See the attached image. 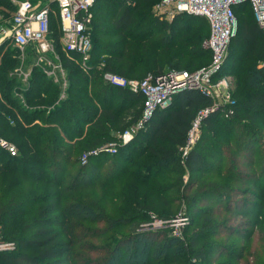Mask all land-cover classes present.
Listing matches in <instances>:
<instances>
[{
  "label": "trees",
  "instance_id": "trees-1",
  "mask_svg": "<svg viewBox=\"0 0 264 264\" xmlns=\"http://www.w3.org/2000/svg\"><path fill=\"white\" fill-rule=\"evenodd\" d=\"M158 1L95 0L86 67L77 54L62 49L57 6L50 4L48 36L59 47L67 75L62 98L59 84L31 63L24 103L19 102L11 94L15 82L8 72L19 66L20 51L7 42L0 45V135L17 147L14 156L0 150V234L14 244L13 250L0 252V264H83L78 259L86 255L82 246L109 230L113 246L86 264H166L173 260L168 258L171 240L155 259L158 240L150 235L157 232L141 231L139 222L152 219L148 213L171 218L177 209L172 204L181 200L189 221L198 217L176 251L181 262L245 264L252 259L257 264L246 248L252 231L245 226H264V149H258L264 143V67L259 64L264 32L248 2L233 6L238 25L219 72L234 77V103L226 105L231 112L219 107L208 114L199 139L183 155L180 148L195 114L211 105L208 95L183 89L136 128L144 96L103 79L105 71L142 79L195 70L210 61L211 52L203 46L207 19L187 13L159 19L152 11ZM14 11L10 0H0V26L10 25ZM25 50L35 56L33 47ZM128 130L132 137L121 141ZM185 174L189 179L183 183ZM122 184L132 187V195L112 208L113 189ZM130 223L133 227L125 230ZM116 225L124 229L113 232ZM122 231L126 236L116 239ZM222 232L228 238L236 233L245 243L230 246L228 240L213 239V233ZM126 244L124 261L118 249Z\"/></svg>",
  "mask_w": 264,
  "mask_h": 264
},
{
  "label": "built area",
  "instance_id": "built-area-1",
  "mask_svg": "<svg viewBox=\"0 0 264 264\" xmlns=\"http://www.w3.org/2000/svg\"><path fill=\"white\" fill-rule=\"evenodd\" d=\"M10 1L15 4V11L10 25L0 26V45L7 42L20 52L28 46L33 47L36 55L34 63L43 64V66L46 64L47 66L43 68L44 74L59 83L55 69L60 65L58 67L53 62L57 56L54 43L48 36L50 15L54 13L50 4L55 3L62 49L68 54H77L80 65L87 66L92 48L91 8L95 0H46L41 4H33L29 0ZM243 2L249 3L258 27L264 32V0H159L152 8L159 19L170 21L179 13L203 16L207 19L210 33L203 41V46L211 52L210 61L192 71L169 70L155 76L147 75L142 79L126 78L109 71L103 73V79L106 82L127 87L132 92H138L144 96L145 116H149L157 107L169 104L174 94L183 89H196L211 98V105L198 110L191 122L185 144L180 148L183 155L199 138L198 128L208 114L219 107H224L231 112L226 105L234 103L230 91L233 76L219 74V72L227 57L228 46L236 29L233 6ZM259 64L264 67V59ZM60 69L65 72L63 68L60 67ZM62 82V85L66 84L65 80ZM141 122L142 119L137 122L136 128L143 124ZM121 137L123 141H127L132 137V133L129 130L124 131ZM0 150L11 156L17 154V147L1 135ZM107 150L111 153L114 151L112 148ZM81 159L84 161L85 155ZM13 249V242L4 240L0 234V252Z\"/></svg>",
  "mask_w": 264,
  "mask_h": 264
},
{
  "label": "rangeland",
  "instance_id": "rangeland-1",
  "mask_svg": "<svg viewBox=\"0 0 264 264\" xmlns=\"http://www.w3.org/2000/svg\"><path fill=\"white\" fill-rule=\"evenodd\" d=\"M236 16L238 18V13L236 14ZM237 25H238V20H236V29H237ZM236 29H235L234 35L236 34ZM209 33H210V26L208 27V36H209ZM55 43H54V47H55V51H56V56L57 57L55 58V61H53V62H55V64H57L58 67L60 65V67L63 68V63H62V60H61V57H60L61 56L60 55V50H59V47H57V44L55 46ZM27 52H28L27 50H23L22 52H20L21 55H20V53H18V56H19V67H20L21 71H25L24 67L30 68L31 67L30 66L31 63L35 62L34 60L36 58V55L35 56L32 55V54L27 55ZM23 64H24V67H23ZM40 65H43V64H38V65H35V66L39 67ZM44 66H47V65L44 64ZM40 67H42V66H40ZM60 67L56 68L55 71H56V76L59 79V83H58L59 84V88L61 89V91H60L61 94H60L59 98H62V96L64 95V90H65L66 85H67V75H66V72H63L60 69ZM63 70H64V68H63ZM188 71H192V70H188ZM232 78H233L232 80H234V77H232ZM63 80H65V82H66L65 85H62L63 84V82H62ZM232 84H233V81H232ZM152 113L153 112H151V114ZM149 116L148 115L145 116L144 109H143L142 110V116H141L142 117L141 118L142 119L141 124L144 123L145 121H147V119H149ZM201 124H200V126L198 128V131H197L198 135H200V132L202 130V127H201L202 125ZM220 124L221 123H219L218 127H220ZM215 129H217V127H215ZM129 132L132 133L133 131L130 130ZM218 133L219 132L217 131V134ZM122 134H121V136H122ZM218 135H220V134H218ZM7 140L15 145V143L12 140H10V139H7ZM123 140L124 139L121 137V141H123ZM258 149L259 150L264 149V143L260 142V144L258 145ZM224 162L225 163L227 162L225 164V167H226L227 164H228V161H227L226 157H225V161ZM96 163H97V161H96ZM239 166H241V165L239 164ZM260 166H261V168H264V166H262V163H260ZM248 171L251 172L252 170L249 169ZM212 177L214 179H219L220 178L218 175H212ZM188 179H189V175L185 174L184 178H183V183L188 181ZM225 180L229 181L228 178H225ZM95 192H96L97 198H99V196L102 193V189L97 187L95 189ZM130 195H132V187L131 186H127V185L122 184V185L114 188L113 189L112 201L110 203L112 205V208H115L116 207V203L121 201L122 198L128 197V196L130 197ZM171 198H173V197H171ZM183 204L184 203H183L182 200L181 201H176V202H174L172 204L175 207H177V209H176L174 215L171 218H168V219L164 218L163 219L162 217H155L154 216L155 214H153V213H148L149 216L152 219H150L148 221H140L139 222V224L141 226L138 229H141V231L143 229L145 231L152 230L154 232H157L156 236L154 234L150 235L151 238H153L155 240H158L156 242V244L153 246V249H152V254L156 255L155 259L156 258H160V256H163V254L165 252V250H164V244L165 243L164 242L167 241V240H171V242H172L171 243V248H170L171 250H170L168 258H170V259L173 258V260L170 261V262H167L166 264H184L183 262H181L180 259L177 258L178 255H177L176 251H179L178 248L183 244V242H184L185 238L188 236V234H190L189 230L193 227V224H196V222L198 220V217H193L192 221H189V211L185 210ZM210 206L213 209L216 208V206H214L213 204L210 205ZM222 218L226 219V215L223 214L221 219ZM247 219L248 218H244L243 222H246ZM191 223H193V224H191ZM102 226H104V223H102V222L99 223V228L102 227ZM130 226L133 227V224L130 223L128 225H125V228H127L125 230H129ZM245 227L248 228L247 230L252 231V233L250 234L251 241H248L246 243H245V240H243L240 237H238V235L236 233H234L230 238H228V235H226V233H224V232H222L220 234L219 233H217V234L213 233L212 236H213V239L217 238V240H220V241L228 240L229 241L228 244L230 246H232V245L233 246H235V245L239 246V245H241V244L243 245L245 243L246 244V248L249 251V253H248L249 256H251L254 253L253 255L256 256L257 264H259L260 260H264V257H262V256H264V226L261 225L260 227L256 226L254 228V227H248V225H246ZM123 229H124V226H120L119 227V225H116V227H113L112 231L113 232L114 231H120V230H123ZM110 234H111V230H109L106 233H104V235L102 237H99V239L97 241H89V244L82 246V248L80 250L82 252H85L86 255H85L84 259H80V257H79L78 258L80 260L79 262L80 263L83 262V264L90 263L93 258L96 259L98 257H99V260H100L102 255L104 254L105 248L108 246V244L113 246L111 238L108 237V236H110ZM122 236H126L124 231L119 232L115 238L118 239V238H120ZM162 239H163V243H162ZM161 243H162V246L158 249V251H156L157 246L160 245ZM129 246L130 245L126 244V245H123L121 248L118 249L119 255L122 257V259L124 261H126V259L128 257V255L125 254V253H127ZM250 253H251V255H250ZM249 258L250 257H248V259ZM251 261H252V259L248 261L249 263L246 262L245 264H251ZM252 264H254V263H252Z\"/></svg>",
  "mask_w": 264,
  "mask_h": 264
},
{
  "label": "crops",
  "instance_id": "crops-1",
  "mask_svg": "<svg viewBox=\"0 0 264 264\" xmlns=\"http://www.w3.org/2000/svg\"><path fill=\"white\" fill-rule=\"evenodd\" d=\"M37 3L41 4L43 2H41L40 0H38L34 4H37ZM16 58L19 60V56L18 57L16 56ZM33 65H36V64L33 62ZM41 66L42 67L39 66L38 68L42 71V73H44L43 72L44 66L43 65H41ZM23 67H24V64H23ZM24 68H25V71H21L20 67L17 66L13 70H11V71L8 72V75L11 78H14L13 80L15 82V85L12 87L11 94H13L15 97H17L18 100H19V102H21V103H24L23 92L27 88V86H29V79L31 77V70H32V67H30V68L24 67ZM64 71H65V69H64ZM46 77L49 80H51L53 83H56L50 77H48V76H46ZM56 84H58V83H56Z\"/></svg>",
  "mask_w": 264,
  "mask_h": 264
},
{
  "label": "water",
  "instance_id": "water-1",
  "mask_svg": "<svg viewBox=\"0 0 264 264\" xmlns=\"http://www.w3.org/2000/svg\"><path fill=\"white\" fill-rule=\"evenodd\" d=\"M166 106V105H165ZM164 107V106H163Z\"/></svg>",
  "mask_w": 264,
  "mask_h": 264
}]
</instances>
